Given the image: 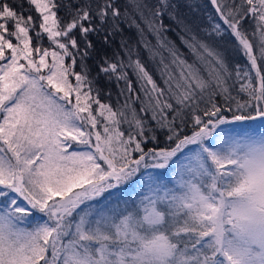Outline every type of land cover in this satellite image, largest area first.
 <instances>
[{
  "label": "snow or ice",
  "instance_id": "1",
  "mask_svg": "<svg viewBox=\"0 0 264 264\" xmlns=\"http://www.w3.org/2000/svg\"><path fill=\"white\" fill-rule=\"evenodd\" d=\"M27 2L0 0V264H264V0H208L206 74L162 38L174 0H133L178 69L159 83L126 41L89 69L119 0Z\"/></svg>",
  "mask_w": 264,
  "mask_h": 264
},
{
  "label": "trees",
  "instance_id": "2",
  "mask_svg": "<svg viewBox=\"0 0 264 264\" xmlns=\"http://www.w3.org/2000/svg\"><path fill=\"white\" fill-rule=\"evenodd\" d=\"M10 2L15 4L24 14H28L30 5L27 0H10ZM65 2L79 3L81 0H65ZM143 2L151 5L155 3V0H143ZM119 3L127 6L130 19L121 23L120 27L123 31L115 37V42L105 45L102 38L98 39L96 37H91L93 43L96 45V51L93 53L92 59L88 61L89 69L93 71V74H95V66L100 62L101 57H112L120 51L121 41L128 42L140 51L145 66L153 73L158 83L160 82V71L177 72L178 69L172 65L173 58L170 56L167 48L157 46L158 38L156 34L151 32L140 20L138 12L134 10L133 0H119ZM174 3L177 6L176 13L178 14V18L183 21V23H177L176 19L166 17L164 19V25L167 30L162 33V38L167 42L168 46L178 54L180 59L187 61V65L192 66L191 69H188L187 65H185L184 68L186 71H199L202 74H206V67L212 62L213 58L208 56L207 53L199 50L198 54L193 52L189 44L193 43L191 39L193 36H195L197 40H202L204 38L205 29L209 24L208 17L214 15L211 6L208 0H174ZM32 14L34 16L37 15L35 12H32ZM133 21H135V23H133ZM136 23H139L140 27L143 28V34L137 30L135 26ZM184 25L188 26L187 29ZM145 42L154 49L156 53L154 60H149L148 51L144 47ZM214 44L225 56L230 70L236 65H239L241 68L245 67V60L235 50L229 37L217 38ZM161 58L163 59L162 63ZM165 66H167V68H165ZM101 86L104 88L105 92L111 93V99L115 102L119 95V89L115 82L109 83L103 81ZM135 86L136 84L134 81V87ZM122 99L121 97V100ZM165 175L166 177L168 176V174ZM136 187L137 186H133V188H129L127 191L134 193L138 191L135 190Z\"/></svg>",
  "mask_w": 264,
  "mask_h": 264
},
{
  "label": "rangeland",
  "instance_id": "3",
  "mask_svg": "<svg viewBox=\"0 0 264 264\" xmlns=\"http://www.w3.org/2000/svg\"><path fill=\"white\" fill-rule=\"evenodd\" d=\"M135 190H138L139 191V188L138 187H136V189Z\"/></svg>",
  "mask_w": 264,
  "mask_h": 264
}]
</instances>
